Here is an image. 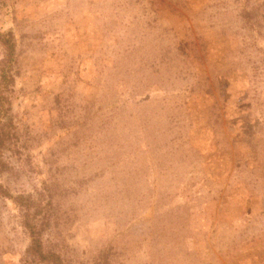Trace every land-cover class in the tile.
Masks as SVG:
<instances>
[{
  "label": "rangeland",
  "instance_id": "obj_1",
  "mask_svg": "<svg viewBox=\"0 0 264 264\" xmlns=\"http://www.w3.org/2000/svg\"><path fill=\"white\" fill-rule=\"evenodd\" d=\"M7 31L19 138L0 182L51 184L46 250L264 264V0H1ZM25 213L0 198V264H36Z\"/></svg>",
  "mask_w": 264,
  "mask_h": 264
},
{
  "label": "trees",
  "instance_id": "obj_2",
  "mask_svg": "<svg viewBox=\"0 0 264 264\" xmlns=\"http://www.w3.org/2000/svg\"><path fill=\"white\" fill-rule=\"evenodd\" d=\"M1 4V0H0ZM0 45L4 56L0 61V178L9 171L6 153L19 138L18 126L12 108V94L17 76L16 39L11 31L0 32ZM0 198H11L26 210L23 225L29 231L31 243L26 249L27 262L44 264H65L61 255L53 250H46L43 233L51 225V205H53V187L43 181L38 199L30 194L14 195L0 182ZM29 261V262H30Z\"/></svg>",
  "mask_w": 264,
  "mask_h": 264
}]
</instances>
